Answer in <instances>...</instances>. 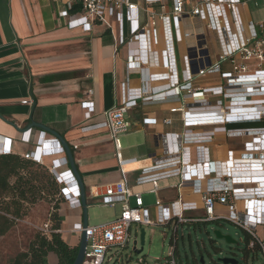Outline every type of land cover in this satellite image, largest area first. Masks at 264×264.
<instances>
[{"label": "crops", "instance_id": "crops-1", "mask_svg": "<svg viewBox=\"0 0 264 264\" xmlns=\"http://www.w3.org/2000/svg\"><path fill=\"white\" fill-rule=\"evenodd\" d=\"M67 1L0 0V148L10 147L11 153L24 156L38 147L42 152L43 163L49 168L54 159L65 156L64 153L43 155V151L49 149L50 142L58 139L53 134L56 132L73 152L86 187L88 207L101 206L100 198L93 197L91 189L102 193L105 186L122 178V170L108 130L94 126L103 122L105 110L120 104L123 97L139 90L133 88L138 83L142 92L148 93L152 86L171 83L176 78V72L182 83L185 62L181 44L174 41L172 49L171 42H165L169 37L168 27L165 30L159 22L158 52L147 55L146 43L143 42L139 52L147 59L143 66L145 68L141 71L129 67L128 50L137 45L118 43V24L114 21V32L99 22H94L89 31L81 27L72 28L69 25L70 18L60 16ZM130 1L140 7L146 4L145 0ZM168 1L171 3V0ZM183 1L184 10L191 11L203 0ZM242 1L246 4L239 5L238 15L249 27L251 23L257 24L253 22L249 10V3L253 0ZM255 4H258L257 1ZM150 7L157 13L162 11L160 3ZM71 13L75 18L77 12ZM138 20L140 23L147 20L142 9L139 10ZM153 74L163 81L157 82V78L151 80ZM199 82L200 88L197 90L188 91L190 85L183 91L180 89L176 99L177 111H172L171 103L152 101L140 103L127 115L131 127L120 136L122 159L126 161L122 169L128 188L133 194H142L143 202L151 208L152 215H160L158 201L168 204L175 202L179 199L180 189L185 200H193L196 197L194 193L200 187L213 184L219 176L212 172L211 181L206 182L197 177V180L182 183L180 175H165L170 172L169 169L176 166L180 168L181 164H195L197 171L204 172L210 162L214 161L212 163L216 165L215 161L223 158L226 149L223 145L232 149L241 147L240 139L209 134L208 127L202 126L199 118H202V112L207 111L208 107L200 90L207 84L201 80ZM33 98L36 106L32 119L47 126L51 132L28 127ZM84 101L92 102L89 106L94 108L88 120L82 105ZM165 118H171L172 123L166 125ZM185 119L192 120L190 125H194L190 126L188 132L183 127ZM227 127L260 128L264 127V121L232 123ZM28 133L30 140L26 141L24 137ZM168 143L172 146L169 154L166 152ZM175 158H180L181 163L166 164ZM68 167L63 166L58 172ZM145 173L157 177V192L152 181L139 182V177ZM65 186L72 194L74 187L70 188L73 186L71 179L67 180ZM150 195L155 197L156 204H146L144 197ZM72 203H77L75 198L64 199L58 214L63 239L71 247H76L80 234L73 232V227L83 222V210L82 206ZM130 204L135 205V197H130ZM186 215L203 218L205 212L201 207L188 211ZM43 264H57L56 255L50 252Z\"/></svg>", "mask_w": 264, "mask_h": 264}, {"label": "built area", "instance_id": "built-area-1", "mask_svg": "<svg viewBox=\"0 0 264 264\" xmlns=\"http://www.w3.org/2000/svg\"><path fill=\"white\" fill-rule=\"evenodd\" d=\"M145 3L144 7H140L139 4L130 0H68L65 8L60 11V16L70 18L69 25L72 28L81 27L86 31L91 29L94 22H99L114 32L115 21L118 24V43L120 45H137L128 50V66L141 71L145 68L143 66L147 59L141 56L139 51L145 42L147 55L150 52H158L160 44L158 23L161 22L166 28L165 30L168 27L169 37L165 42L167 44L171 42L172 49L174 41L180 43L185 62L181 76L182 83L176 72L175 80L172 79L171 83L152 86L148 93L142 92L139 83L133 85L134 89H140L131 96L123 97L120 104L105 110L103 122L94 126L108 130L116 148V157L121 166L122 178L105 186L102 193L94 192L91 189V194L93 197L100 198L99 205L101 206L115 207L119 204L121 213L115 219L99 225H88L86 228H83L82 223L74 225L73 232L81 234L85 230L87 234V246L82 264H104L108 252L113 247L129 245L134 225L172 226L174 231L172 250L164 260H159L157 264H178L174 250L177 245L176 232L179 226L184 223L220 219L228 220L241 227L249 239L248 250H260L264 256V127H227L232 123L264 121V83L249 85V83L239 81L245 75L264 76V28L261 29L259 24L251 23L250 27L247 25V29H240V25L243 26L244 23L242 24V17L238 15L237 9L239 5L246 4L242 0H203L196 4L191 11L184 10L183 0H171V3L168 0H145ZM155 3L161 4L162 11L160 13L151 9L150 6ZM215 7L222 10L221 16L218 15L220 11L217 14ZM140 9L147 16L145 23H140L138 20ZM72 11L77 12L75 18L72 17ZM261 27H264V24ZM199 49L203 51L202 58L196 54ZM165 57L169 66L167 55ZM173 60L175 64V59L173 58ZM228 60L234 63V66L232 69L226 70L224 66ZM244 60H256L257 64L244 65L242 64ZM159 61L165 64L163 60ZM239 61L240 63H238ZM141 74L140 72V79L143 78ZM155 78H157V82L163 81L159 76L153 74L151 80ZM197 78L207 84L200 90L202 99L208 107L207 111L202 112L204 114L202 117L213 116L216 117L214 119H217L213 128L212 126L208 127L207 132L212 135L219 134L227 138L240 139L241 147L232 149L223 145V147L226 146L224 156L218 158V162L215 161V170H209L207 166V170L201 171V173L194 167L195 164H181L180 168L176 166L169 169L170 172L165 175H180L182 183L197 180V177L206 182L211 181L210 174L212 172L219 176L215 178L213 184L209 183L200 187L198 192H193L196 195L193 200H185L184 193L180 189L179 199L175 202L168 204L158 201L157 209H160V215H152L151 208L145 206L143 202L142 194H133L126 184L122 169L126 161L122 159L120 136L131 127V122L127 117L131 109L140 103L163 101L171 103L172 111H177V96L188 85H190L188 91H192L191 86L195 84L194 81ZM211 79L217 80L219 84L209 85L207 82ZM231 80L236 81L232 82ZM255 85H259L262 89L261 95H258L260 98L252 100V105L243 108L244 111L240 112L236 104L232 103V99L249 97L247 92H252ZM167 86L169 87L166 88ZM234 87H243L244 91L229 90ZM193 95L196 96V92ZM172 98L173 100H171ZM213 101H215L214 104ZM24 103H28V101H24ZM91 103L87 101L82 103L86 109L87 120L91 118L94 111V108L89 106ZM186 114L189 113L186 112ZM191 121L184 120L183 127L186 132L189 131L190 126H194L190 125ZM164 122L169 125L172 123V119L165 118ZM202 126L207 127L206 124H202ZM24 139L29 141L30 133ZM171 150L172 146L168 143L167 154ZM8 153H11L10 147L0 148V154ZM46 153L65 154L64 157L54 159L49 169L61 184L64 199L73 200L75 198L77 203L72 204L81 206L80 191L70 167L58 172L61 167L69 166L60 141L52 140L49 149L43 151V155ZM24 157L43 164L42 152L38 147L32 152L26 153ZM177 162L181 163L180 158H175L166 164L176 165ZM70 179L73 184L70 188L74 187L72 194L65 186L67 180ZM149 181L153 182L154 191L157 192V177L146 173L139 177L141 183ZM192 189L195 188L192 187ZM131 196L135 197V205L130 204ZM201 207L205 212L203 218L186 215L188 211L198 210ZM49 222L43 228L47 235L53 231ZM111 259L110 256L109 260Z\"/></svg>", "mask_w": 264, "mask_h": 264}, {"label": "rangeland", "instance_id": "rangeland-1", "mask_svg": "<svg viewBox=\"0 0 264 264\" xmlns=\"http://www.w3.org/2000/svg\"><path fill=\"white\" fill-rule=\"evenodd\" d=\"M257 1V5L255 4ZM253 0L249 3V10L254 23L264 24V0ZM244 23V20L242 19ZM248 27L243 24V28ZM247 29V28H246ZM233 37L232 34H230ZM199 49L196 54L201 58L204 55ZM240 63V61L238 62ZM244 65L257 64L256 60L242 61ZM234 63L228 60L224 68L232 69ZM191 90L200 88L199 78L195 79ZM209 85L219 84L215 79L207 82ZM230 91H244L243 87L229 88ZM122 143L124 144L123 140ZM31 170L43 173V169L34 166ZM175 180V179H172ZM55 196L53 191L47 198L41 199L34 204L25 203V214L16 219L15 225L0 238V264H9L20 252L26 251L37 234H43L46 223L50 227L55 224L53 214L55 213ZM146 204H156L153 195L144 197ZM121 213V206H96L88 207L89 225H99L115 219ZM145 229V243H140V231ZM215 229H220L223 234L231 235L238 241L237 244H229L225 239H218L214 234ZM173 227L168 225L136 226L132 227L131 240L126 247H113L107 254L104 264H157L159 260L165 259L170 250L172 242ZM137 237V239H136ZM135 240L137 245L135 247ZM248 236L238 225L225 220L199 221L184 223L178 229V264H198L202 255L205 264H222L219 258L230 256L239 260V264H264V256L260 250H248ZM140 250L136 253L134 249ZM112 257L109 260V257ZM142 260V261H141Z\"/></svg>", "mask_w": 264, "mask_h": 264}, {"label": "trees", "instance_id": "trees-1", "mask_svg": "<svg viewBox=\"0 0 264 264\" xmlns=\"http://www.w3.org/2000/svg\"><path fill=\"white\" fill-rule=\"evenodd\" d=\"M34 166L43 169V173L31 170ZM50 191L56 198L53 231L50 235L37 234L28 250L18 253L9 264H43L50 252L56 255L57 264H72L78 246L71 247L61 232L55 231L60 230L58 212L64 197L61 184L48 166L18 154H0V238L15 225L17 218L25 214V203L34 204L45 199ZM174 254L177 257L178 245Z\"/></svg>", "mask_w": 264, "mask_h": 264}, {"label": "water", "instance_id": "water-1", "mask_svg": "<svg viewBox=\"0 0 264 264\" xmlns=\"http://www.w3.org/2000/svg\"><path fill=\"white\" fill-rule=\"evenodd\" d=\"M36 106V101L33 98V102H32V108H31V113H30V118H31V123L29 124V128H33V127H38L41 128L45 131H49V128L47 126H45L42 123L36 122L32 119V115L34 112ZM51 132V131H49ZM53 134L58 138V140L60 141L61 145L64 147L67 159H68V163H69V167L71 170V173L77 183V186L79 188L80 191V203L82 206V210H83V222H82V226L83 228H86L89 225L88 222V202H87V194H86V187L83 181V178L78 170L73 152L71 151L69 145L67 144V142L56 132H53ZM208 222V221H206ZM174 232V231H173ZM177 234V238H178V230L176 232ZM214 234L216 236V238L218 239H225L227 243L229 244H237L238 241L236 239H234L231 235L228 234H223L222 231L220 229H215L214 230ZM173 235V234H172ZM140 243L141 245H143L145 243V229H141L140 231ZM135 247L137 245V240H135L134 242ZM86 246H87V234L86 231H82V233L80 234V241H79V245H78V251H77V255L75 257V260L72 264H82L83 260H84V256H85V251H86ZM136 253H140V250H137L136 248L134 249ZM142 261V260H141ZM219 261L222 264H239V260L235 257H221L219 258ZM113 264H116V262H114ZM199 264H205V260L204 257L201 255L200 259H199Z\"/></svg>", "mask_w": 264, "mask_h": 264}, {"label": "bare ground", "instance_id": "bare-ground-1", "mask_svg": "<svg viewBox=\"0 0 264 264\" xmlns=\"http://www.w3.org/2000/svg\"><path fill=\"white\" fill-rule=\"evenodd\" d=\"M215 8H216L217 14L220 11V13L218 15L223 14L222 10H218L217 7H215ZM225 14L227 15L226 11H225ZM212 50L214 52V49H212ZM237 77H235V78H237ZM231 81L234 82L236 80H231ZM239 81H241L243 83H249V85L257 84V83H264V76L255 77V76H246L245 75V76H242ZM254 88H252V92H247V95L249 97L241 98V99H238V98L232 99V103L236 104V106L239 108L238 110L240 112L244 111L243 108L251 106L252 105L251 104L252 100L260 98L258 95H261V90L262 89L260 88L259 85H255ZM214 118H216V117L206 116V117L199 118L200 119L199 121H201L203 124H206L207 127H211L217 121V119H214ZM194 122H196V121H194ZM208 168H209V170H215L216 169V165L213 164L212 162H210L209 165H208Z\"/></svg>", "mask_w": 264, "mask_h": 264}, {"label": "flooded vegetation", "instance_id": "flooded-vegetation-1", "mask_svg": "<svg viewBox=\"0 0 264 264\" xmlns=\"http://www.w3.org/2000/svg\"><path fill=\"white\" fill-rule=\"evenodd\" d=\"M228 257H230V256H228Z\"/></svg>", "mask_w": 264, "mask_h": 264}]
</instances>
